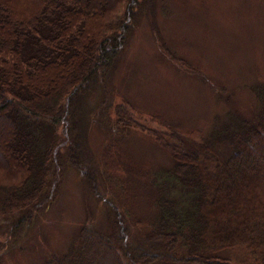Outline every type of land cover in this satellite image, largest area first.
<instances>
[{"label":"trees","instance_id":"trees-1","mask_svg":"<svg viewBox=\"0 0 264 264\" xmlns=\"http://www.w3.org/2000/svg\"><path fill=\"white\" fill-rule=\"evenodd\" d=\"M136 1L0 0V226L18 214L8 232L14 240L49 208L59 148L101 202L80 112L83 97L105 86L139 7L153 0ZM255 90L261 109L252 122L228 120L190 148L169 131L170 144L161 143L171 148V165L148 179L155 212L132 248L119 205L105 200L110 232L85 224L65 252L41 264H232L218 252L238 246L248 264H264V85ZM123 104L113 106L121 118L129 112ZM120 122L126 133L130 125ZM10 244L0 242V264Z\"/></svg>","mask_w":264,"mask_h":264},{"label":"rangeland","instance_id":"rangeland-1","mask_svg":"<svg viewBox=\"0 0 264 264\" xmlns=\"http://www.w3.org/2000/svg\"><path fill=\"white\" fill-rule=\"evenodd\" d=\"M142 5L105 86L82 101L90 160L104 187L99 188L101 202L65 159V147L59 148L60 165L53 163L48 186L55 187V194L48 210L35 214L38 224L18 241L8 235L18 214L2 219L0 242H11L3 246L4 264H41L65 252L85 224L108 234L111 214L102 205L105 200L119 205L132 248L149 230L155 212L148 179L157 168L171 165V148L161 143H169V131L180 133L190 148L228 120L254 121L261 109L255 87L264 85V0H153ZM118 103L129 106L122 117L130 125L126 133L113 109ZM57 133L61 140L62 125ZM218 254L232 264L250 262L241 246Z\"/></svg>","mask_w":264,"mask_h":264}]
</instances>
